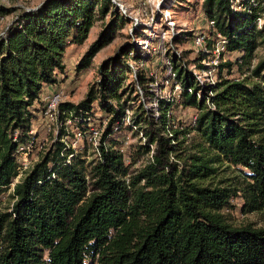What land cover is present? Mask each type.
<instances>
[{
    "label": "trees",
    "instance_id": "obj_1",
    "mask_svg": "<svg viewBox=\"0 0 264 264\" xmlns=\"http://www.w3.org/2000/svg\"><path fill=\"white\" fill-rule=\"evenodd\" d=\"M16 8L0 3L1 14ZM262 10L264 0H240L239 8L201 1L213 35L236 54L202 86L171 52L177 104L192 106L195 120L177 124L169 99H157L155 114L139 102L130 118L143 138L136 149L150 154L130 175L116 142H102L138 98L136 85L144 90L139 70L126 81L129 59L139 62L143 50L126 41L104 57L84 97L57 103L60 116L82 129L79 118L94 112L93 101L105 112L98 155L85 162L59 132L29 165L0 212V264H264V226L231 224L223 212L232 196L241 212L264 211V57L249 65L264 42V23H255ZM97 20L99 31L75 63L80 70L128 20L114 0H41L20 7L0 32V191L16 174L15 148L63 70L67 43H80ZM203 56L196 54V68ZM243 63V76L220 77ZM225 169L231 174L219 176Z\"/></svg>",
    "mask_w": 264,
    "mask_h": 264
},
{
    "label": "rangeland",
    "instance_id": "obj_2",
    "mask_svg": "<svg viewBox=\"0 0 264 264\" xmlns=\"http://www.w3.org/2000/svg\"><path fill=\"white\" fill-rule=\"evenodd\" d=\"M41 0H0L6 6L18 7L8 13H0V32L12 19L14 13L20 7H35ZM202 0H114L116 7L127 16L128 20L118 29L113 39L98 49L93 55L91 62L83 69L75 70L74 66L77 59L87 47L88 43L96 36L100 29L101 22L95 21L89 28L86 37L80 43H67L63 56V70L56 72V81L53 87H47V91L53 90L61 92V101L77 102L84 97L88 86L97 78L96 66L106 56L112 54L118 44L131 41L137 44V48L143 51V57L139 62L129 59L131 64V73L126 81L133 76L134 71L139 70L146 77L144 90H137V99L132 100L124 107V114L121 117L120 126L111 131L104 138V142H116V147H122V160L127 165V170L133 174L145 163L149 154L137 150V144L142 141L140 131L135 130L130 118L136 105L140 103L147 110H157V99L165 98L172 100V114L174 121L186 124L190 116L196 112L192 106H181L177 104L178 89L172 79L169 68V55L174 53L180 62L192 72L199 71L193 63L197 54L194 45V35L203 32L210 40L217 39L213 35V27L207 24L205 17L201 12ZM239 8V7H238ZM260 19H255L256 26L264 23V10L260 12ZM134 33L137 36H133ZM213 42V41H211ZM235 52L223 50L218 62L232 60ZM210 54L207 60L210 59ZM264 57V42L258 44L254 51V57L250 60V66L257 58ZM209 64V63H207ZM213 76L217 78L216 68ZM247 67L243 63L239 67L221 69L220 77H240L246 74ZM44 91V92H47ZM93 101L94 112L83 119L86 125L83 129L73 124L75 118L69 116L61 117L65 110H61L57 116V123L49 122L50 129L47 131L42 123H35L31 127L35 130L34 146L27 152L26 149H20L17 155L26 157L29 165L38 159L44 150L50 145L51 141L61 132L60 138L64 143L73 149V152L79 153L80 157L85 159L95 158L98 153L94 150V145L99 141L100 132L103 130L106 121V114L101 111ZM53 121V120H51ZM60 126H63L60 130ZM63 130V131H62ZM96 130V131H95ZM79 131V135L77 133ZM59 138V139H60ZM60 139V140H61ZM112 139V140H111ZM151 147V146H150ZM222 167V166H221ZM220 167V168H221ZM220 174L230 175V171L225 169ZM11 190L6 187L0 191V212L8 210L12 201ZM240 197H231V204L223 208L226 218L231 224L241 225L252 223L254 226H264V211L254 210L241 212L239 209Z\"/></svg>",
    "mask_w": 264,
    "mask_h": 264
},
{
    "label": "built area",
    "instance_id": "obj_3",
    "mask_svg": "<svg viewBox=\"0 0 264 264\" xmlns=\"http://www.w3.org/2000/svg\"><path fill=\"white\" fill-rule=\"evenodd\" d=\"M240 4V0H231V5L234 8H238ZM256 19H260V16H256ZM208 25H212L213 22L212 20L206 21ZM261 24H258L260 26ZM217 36V39H213L209 45H207V37L203 32H199L194 35V45L196 46L195 51L199 53L200 55H204L200 59V63L202 64L201 68H197L199 71L194 72L195 79L197 82L202 85V86H207L209 84H213L216 78L212 77L213 76V70L216 68V73H217V67H218V59L220 57V54L222 53L223 50H225V43L226 39L221 36L218 32L215 33ZM210 56V59L207 60V56ZM209 63V64H207ZM170 68V67H169ZM134 75V74H133ZM175 86L179 90V84L175 83ZM137 90L140 89L138 85H136ZM188 91H190V88H187ZM44 91H47L45 89ZM42 92V99H43V108L42 110L38 111L33 124L35 123H42L43 126L45 127V130H49V122L57 123V116H58V108H57V103L61 101V92L59 91H47V92ZM53 120V121H51ZM195 120V113H193L190 118L189 122L191 124L194 123ZM114 129L116 127L114 126ZM96 131V130H95ZM79 135V131H77ZM61 139V138H60ZM62 140V139H61ZM34 141H35V130L30 127L28 130V137L27 139L19 143L16 148H15V159H16V174L13 176L11 181L8 184V188L12 190L13 184L18 180V178L22 175V173L29 167V162L27 161L26 157H20L17 155L20 149H26L28 152L33 146H34ZM102 144L105 145V142L103 141ZM105 148V147H104ZM94 150L98 153V149L96 144L94 145ZM119 150H122V147H119ZM150 154V153H149Z\"/></svg>",
    "mask_w": 264,
    "mask_h": 264
},
{
    "label": "crops",
    "instance_id": "obj_4",
    "mask_svg": "<svg viewBox=\"0 0 264 264\" xmlns=\"http://www.w3.org/2000/svg\"><path fill=\"white\" fill-rule=\"evenodd\" d=\"M47 87H51V86L49 85V86H47Z\"/></svg>",
    "mask_w": 264,
    "mask_h": 264
}]
</instances>
